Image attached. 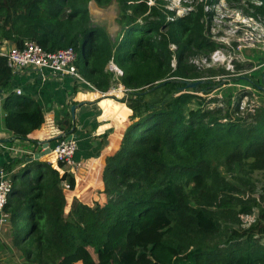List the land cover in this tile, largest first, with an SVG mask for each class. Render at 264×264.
Wrapping results in <instances>:
<instances>
[{
	"label": "trees",
	"instance_id": "16d2710c",
	"mask_svg": "<svg viewBox=\"0 0 264 264\" xmlns=\"http://www.w3.org/2000/svg\"><path fill=\"white\" fill-rule=\"evenodd\" d=\"M90 1L0 0V44L28 39L49 51L71 46L79 73L103 92L112 86L106 71L112 62L122 71L124 95L118 100L131 110L119 148L102 171L103 205L88 206L73 197L66 210L63 182L73 189L74 175L48 162H25L12 173L4 206L12 245L30 264H75L81 248L101 254L95 264H264L259 242L264 205L248 227L233 229L231 222L252 213L256 200L244 198L241 186L220 172L221 166L230 174L245 167L264 170V100L244 112L240 100L225 109L210 106L222 80L204 78L189 63L192 54L209 56L217 45L205 35L203 5L170 20L146 2L118 0L121 37L113 42L104 28L91 23ZM244 1L252 16L264 18V0ZM11 76L0 55V89L8 87ZM175 79L203 82L189 88ZM2 108L4 126L16 138L26 139L44 122L43 110L28 94L10 91ZM123 112L124 107L116 115L120 120ZM57 126L67 136L70 115ZM24 161L14 158L3 169L11 171ZM148 211L146 221L106 249L113 227L130 221L134 212ZM223 227L229 230L224 245L209 244Z\"/></svg>",
	"mask_w": 264,
	"mask_h": 264
},
{
	"label": "rangeland",
	"instance_id": "374dc122",
	"mask_svg": "<svg viewBox=\"0 0 264 264\" xmlns=\"http://www.w3.org/2000/svg\"><path fill=\"white\" fill-rule=\"evenodd\" d=\"M185 0L182 1L184 7L196 8L198 5L209 3L210 0ZM214 3L205 10L211 12L203 16L205 24V35L217 45L209 53V60L205 54H192L189 57V63L193 64L199 72H203L204 78H209L214 81L220 74L211 75V68L217 70L224 68L227 72L222 84H220L213 92L212 96L216 97L217 101L210 103V106L220 105L223 109L227 108L229 104L236 101H241L245 105L242 112L253 109L264 100V84L262 83V73L264 72V18L261 16H252V9L244 0H212ZM158 14L164 15L166 19L171 16H178L174 11V15L167 13V9L161 5L153 6ZM90 21L91 23L100 26L108 33L111 41H116L121 37V26L117 22L120 14V6L118 0H107L105 3L99 4L95 0L88 3ZM148 12H146L147 14ZM185 14V13H184ZM183 15V14H182ZM151 19L156 18L150 16ZM229 44H227V43ZM238 46L240 49H238ZM174 49V45H170ZM222 50L226 55L231 54L233 59L231 64L232 70H227L225 62H211L210 56L215 50ZM176 60L173 58L171 65L174 66ZM238 64L239 68H236ZM106 71L112 74L111 85L119 87L121 92H124L123 86L119 83L118 74L112 69V64H107ZM262 86V88H260ZM123 88V89H122ZM120 90L117 94L121 95ZM116 94V93H115ZM244 94H248L247 99L243 98ZM117 95V96H118ZM116 96V95H115ZM115 98V97H114ZM119 98V97H118ZM116 99V98H115ZM117 101H119L117 99ZM120 102V101H119ZM131 122V121H130ZM247 170V168L245 167ZM242 169L240 172L228 173L221 166V175L226 180L236 183L241 186L244 193V198H253L256 200V205L252 208V213L248 215H241L239 222H231L233 229H243L249 226L257 215V208L264 205V170H255L248 172ZM63 186V191L66 196V201L69 199V192ZM70 200V199H69ZM259 205V206H257ZM68 210V209H66ZM152 211L137 215L135 212L130 215V221L121 222L111 229L110 240L106 249L115 244L118 238L124 233L133 231L135 225L140 221H146ZM135 219V221H133ZM141 222L140 224H142ZM139 224V225H140ZM222 233L215 234L209 240V244L224 245V240L229 236V230L222 228ZM259 242L264 243V237L259 239ZM101 254H95L91 248H81L78 251V259L75 264H95ZM0 261L2 264H30L24 257L21 248H16L12 245V233L9 221L4 225H0Z\"/></svg>",
	"mask_w": 264,
	"mask_h": 264
},
{
	"label": "crops",
	"instance_id": "0c3cea01",
	"mask_svg": "<svg viewBox=\"0 0 264 264\" xmlns=\"http://www.w3.org/2000/svg\"><path fill=\"white\" fill-rule=\"evenodd\" d=\"M87 82L48 73L42 76L36 69H24L11 76L6 89H0V168L14 158H26L41 150L43 141L48 140L53 149L59 140L65 138L57 122L66 114L70 115L73 129L71 127L68 134L73 135L77 149L74 153L76 167L70 169L75 178V187L66 191L70 197L66 209L73 197L88 206L106 202L102 171L106 158L118 150L124 129L130 123L131 110L125 103L117 101L123 96L119 87L111 86L103 92ZM117 90L122 96L117 94ZM10 91L30 95L43 110V124L38 130L29 133L26 139L14 137L4 126L6 111L2 108V101ZM72 104L76 105L74 119L70 114ZM122 107L124 114L120 120L116 115L121 114ZM39 160L57 169L52 151ZM25 162L29 161L25 159L14 166L11 172L20 171Z\"/></svg>",
	"mask_w": 264,
	"mask_h": 264
},
{
	"label": "built area",
	"instance_id": "2783aa9c",
	"mask_svg": "<svg viewBox=\"0 0 264 264\" xmlns=\"http://www.w3.org/2000/svg\"><path fill=\"white\" fill-rule=\"evenodd\" d=\"M136 1L146 2V4H148L149 6L161 5L167 10H170L172 12L176 11L178 16H182V14L184 15V13L186 14L190 10H193V8L184 7V5L182 4L183 0H136ZM209 2L210 3H206V5H204V12L207 13L210 17L211 12L205 10V7L206 9H208L209 7H211L214 1L210 0ZM174 14L175 13H173V15ZM178 16H173V17L171 16L169 19L172 20L173 18H176ZM263 34H264V30H263ZM6 43L7 42L0 44V55H3L6 58V64L9 67L12 75L19 70L36 69L42 76L48 73L56 76H70L75 80H83L87 82L77 69V66L75 64V61L77 59V53L74 50V48L71 46L49 51L42 48L35 41L28 39L24 40L21 45L12 44V43H8L6 45ZM240 48L238 46V49ZM210 58H211V62L213 63L215 62L223 63L226 61L227 70L230 71L233 69V65L231 64L233 56L231 54L226 55L224 52H222V50L218 49L214 51V53L210 56ZM205 60L206 61L209 60V56L205 57ZM110 64H112V69H114L118 74L122 73V71L116 65H114L112 62H110ZM224 78L225 75H219L217 79L224 80ZM16 92L20 93V90H17ZM247 97L248 94L243 95V98L247 99ZM240 102H239L240 109H243L245 105H242ZM254 105L252 106L255 107ZM76 149H77V143L73 137H71L70 139H66L65 136V138L59 140L56 143V145L52 149V152L54 154V160L57 165L56 167L60 173H62L64 169L70 171L71 168L76 167L74 161V153ZM59 163L62 164V167H59ZM11 175H12L11 171H7L3 168H0V225H4L9 219L8 213L4 210V206L7 203L8 195L12 188ZM63 186L66 189H70L67 182H63ZM247 197L248 196H246L245 198Z\"/></svg>",
	"mask_w": 264,
	"mask_h": 264
},
{
	"label": "water",
	"instance_id": "95a60500",
	"mask_svg": "<svg viewBox=\"0 0 264 264\" xmlns=\"http://www.w3.org/2000/svg\"><path fill=\"white\" fill-rule=\"evenodd\" d=\"M175 81H181L185 84L186 87L192 88L194 86H196L199 83L203 82V79H199V80H189V79H175ZM262 83L264 84V72L262 73ZM260 88H262V86H260ZM75 108L76 105L72 104L70 106V114L72 119H74L75 117ZM73 121V120H72ZM73 129V126H72ZM71 137H73L72 134H68L66 136V139H70ZM42 149L39 151L34 152L32 155L27 156L25 159L27 161H32V160H39V158L47 153H50L52 151L51 147L49 146V141H43L41 143Z\"/></svg>",
	"mask_w": 264,
	"mask_h": 264
}]
</instances>
